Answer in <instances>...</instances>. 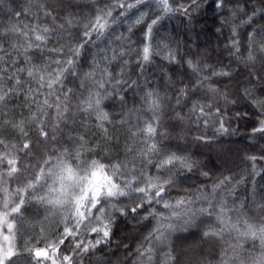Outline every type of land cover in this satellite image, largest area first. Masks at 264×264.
Segmentation results:
<instances>
[{"label":"clouds","instance_id":"clouds-1","mask_svg":"<svg viewBox=\"0 0 264 264\" xmlns=\"http://www.w3.org/2000/svg\"><path fill=\"white\" fill-rule=\"evenodd\" d=\"M142 3L111 0L104 7L96 5L95 14L82 25L71 12L58 20L45 10L51 24L39 26L38 41L47 43L51 33L66 26H82V39L73 43V55L56 79L62 83L71 70L78 87H69L65 99L76 95L74 108L95 121L97 133L94 140L81 135L74 145L45 153L35 175L13 186L22 195L9 215L22 217L26 203L45 212L49 207L62 209L61 231L42 246L56 257L54 264H264V199L251 189L248 196L235 199L249 183L254 188L264 172V0H214V24L207 23L209 0H151L150 7L140 8ZM114 7L124 11L114 16ZM132 9L137 11L127 17ZM121 17H127L124 30L109 35ZM189 26L194 30L191 37ZM196 32L222 36L224 42L212 49L198 47L192 43ZM104 39L107 45L94 48L81 65L85 45ZM185 42L191 48L188 53L183 51ZM221 49L226 62H210ZM153 57L165 65V81L177 88L174 101L167 90L147 84L142 92L126 96L129 88H138L132 66L139 65L142 76ZM177 70L192 75L191 87L172 80ZM27 74L32 76V68ZM196 88L210 99L194 101L184 113L169 112V102L173 108L181 105ZM241 105L254 111L229 115V109ZM189 116H195L191 123ZM241 116L246 118L243 126L237 120ZM224 141L240 145L236 171H224L225 150L217 147ZM30 148L31 140L25 139L19 151ZM58 162L77 178L71 191L57 193L53 173L51 183L26 201L28 190L40 185ZM8 163V177L28 167L16 156ZM69 217L72 224L65 223ZM15 229L16 220H8L5 231L16 244L13 255L23 264H39L36 243L27 236L20 243ZM69 238L72 246L62 253L60 247Z\"/></svg>","mask_w":264,"mask_h":264},{"label":"trees","instance_id":"trees-1","mask_svg":"<svg viewBox=\"0 0 264 264\" xmlns=\"http://www.w3.org/2000/svg\"><path fill=\"white\" fill-rule=\"evenodd\" d=\"M110 2L111 0H95V4H93L91 0H0V95L4 96L0 100V264H6V262L8 264H23L21 258L13 255L16 244L5 231L7 221L10 219L16 220L15 235L20 243H23L24 237L27 236L30 237V242L36 243L38 249L46 250V256L36 255L39 264H54L56 257L42 246L46 245L49 240H54L61 231L62 209L58 206L49 207L48 212H45L34 203H26L22 217L19 215L10 216V208L19 201L22 195L15 191L13 186H22L25 178L30 179L35 175V169L41 167L45 153L51 155L66 145L72 146L78 142L77 137L81 135L94 140L96 138L94 134L97 133L94 127L95 121L86 117L84 112L74 108V103H77L76 95L70 94L69 99H65L64 93L69 87H78L75 78L71 75V70L69 69L61 78L62 83L56 79L59 69L64 67V62L73 55L70 51L73 43L82 39L80 35L83 30L82 26L73 28L66 26L63 30L51 33L47 43L38 41L36 35L40 34L39 26L51 24V19L45 15V10H51L58 20L65 13L71 12L72 16L77 18L82 25L91 15L95 14L96 5L104 7ZM129 2L130 0H124L125 5ZM150 4L151 0H144V3L139 7H150ZM213 4L214 0H209L207 20L209 24L215 22L217 10ZM121 11L124 9L114 7L113 15L119 16ZM136 11L137 9L130 10L127 17ZM201 15H203V10H201ZM127 17H121V24L113 26L109 35L116 32L117 28L123 31V21ZM195 28H200L199 21ZM193 32L194 30L189 26L190 37L193 36ZM138 39H142V36L138 35ZM92 40H95L94 35ZM223 42L222 36L214 38L200 32L195 33V39L192 41L198 47L206 46L209 49L218 44L222 45ZM29 44L39 45V47L29 48ZM106 45L107 39L97 42L92 47L86 44L85 58L81 60V65L87 63V57L91 55L94 48L98 51L101 46ZM56 48L62 50L54 51L53 49ZM183 51L185 53L191 51L188 42L184 43ZM222 53L223 49L219 55L213 52L210 62H226ZM153 60L154 63H149L142 69V76L137 73L139 65L132 66L131 76L137 79L138 88L135 90L129 88L126 96L142 92L144 85L147 84L149 87L159 88L160 91L167 90L171 93L174 101L177 88L174 84L165 81L161 71V68L165 67L163 62L155 57ZM29 68L33 70L32 76L27 74ZM113 70L115 71V68ZM178 77H182V79L178 80ZM172 80L177 83L186 82L189 87L193 82L192 75H186L180 70L172 73ZM50 81H53L51 87H49ZM209 99L210 96L206 92L196 88L194 91H189L188 98L181 105L173 108L169 102V112L179 110L184 113L194 101L207 102ZM129 103H132L131 99H129ZM65 106L68 108L67 111L63 110ZM216 106L219 107L218 104ZM234 111L254 110L250 106L241 105L237 109H229V115H234ZM193 120H195V116H189V123ZM237 120L243 126L246 118L241 116ZM247 123H251V121L248 120ZM109 127L113 132L119 134L116 128ZM42 132L47 134L46 137L41 135ZM25 139L31 140V148L21 153L19 148ZM217 147L225 150L224 171H236L240 167V145L224 141ZM13 156L18 157L19 161L26 163L28 167L24 168L22 173L8 177L6 172L11 167L8 160ZM23 163L18 166L23 167ZM43 166L48 169L47 164ZM53 173H55L57 193L70 192L72 185L77 182L73 173L58 162L55 169H48L40 185L28 190L25 200L27 201V197L31 196L33 191L39 192L46 184L51 183ZM248 179L251 181V177ZM250 189L258 199H264V172H261L260 176L256 178L254 188L249 183L245 188L235 193V199L248 196ZM53 198L59 199L60 197L54 196ZM65 223L72 224V218L69 217ZM6 237L8 239H5ZM70 239L65 240V243L61 245L62 253H67L71 248ZM9 250L12 254L5 256ZM31 264H37V260H32ZM97 264H101V262L97 261Z\"/></svg>","mask_w":264,"mask_h":264},{"label":"snow or ice","instance_id":"snow-or-ice-1","mask_svg":"<svg viewBox=\"0 0 264 264\" xmlns=\"http://www.w3.org/2000/svg\"><path fill=\"white\" fill-rule=\"evenodd\" d=\"M145 55L147 56V54H148V49L147 48H145ZM0 99H2V98H0ZM95 175V174H94ZM5 239H8L7 237L5 238ZM12 253H11V250H9V252H7V253H5V256H10ZM35 254L37 255V256H41V255H47V253H46V250H41V249H37L36 251H35ZM67 259V258H66Z\"/></svg>","mask_w":264,"mask_h":264}]
</instances>
